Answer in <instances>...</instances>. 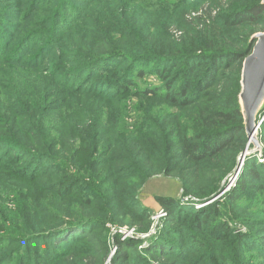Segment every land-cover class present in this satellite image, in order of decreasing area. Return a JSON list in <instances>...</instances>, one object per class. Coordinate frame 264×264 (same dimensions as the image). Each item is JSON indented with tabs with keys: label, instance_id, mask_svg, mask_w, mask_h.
<instances>
[{
	"label": "trees",
	"instance_id": "obj_1",
	"mask_svg": "<svg viewBox=\"0 0 264 264\" xmlns=\"http://www.w3.org/2000/svg\"><path fill=\"white\" fill-rule=\"evenodd\" d=\"M35 1L26 15H18L15 28L7 31L6 21L0 22V73L41 77L42 89L50 88L42 103L50 100L52 88L56 96L73 93L110 109L92 110L75 99L59 117L63 130L52 136L43 109L15 96L11 81L0 78V264H85V250L75 249L89 239L98 241L107 223L125 225L119 213L148 234V208L140 205L139 188L157 175L175 178L182 193L197 201L182 207L157 196L175 224L120 242L111 264H151L160 258L164 264H264V162L254 154L246 157L233 187L223 192L227 184H221L248 143L238 95L242 63L254 45L250 38L264 30L262 0H225L224 10L200 29L182 19L175 24L182 32L177 40L164 30L170 25L154 23L159 11H193L218 0H115L101 5L103 13L91 20L115 26L114 37L105 30H83L87 37L74 44L80 53L73 57L86 53L80 57L84 65L69 68L55 62L70 27H59L62 14L48 33L18 35V19L27 20ZM132 2L139 6L136 21L129 14ZM150 28L162 30L163 37L144 36ZM116 44L125 52H107ZM135 50L141 54L133 55ZM112 60L116 77L107 80L100 73ZM91 69L99 72L89 80ZM132 98L139 103L129 128ZM261 129L264 143V121ZM61 144L73 152L57 150ZM10 196L12 212L5 205ZM250 210L259 219L247 217ZM182 217L191 221L179 228L178 222L186 224ZM226 220L245 224L247 231L233 230ZM224 243L229 246L222 248ZM107 249L105 244L90 251L97 264H103Z\"/></svg>",
	"mask_w": 264,
	"mask_h": 264
},
{
	"label": "rangeland",
	"instance_id": "obj_2",
	"mask_svg": "<svg viewBox=\"0 0 264 264\" xmlns=\"http://www.w3.org/2000/svg\"><path fill=\"white\" fill-rule=\"evenodd\" d=\"M115 0H36L33 2V8L30 10V15L28 16L27 20H21L18 19V26H19V34H24L31 31H43L44 32H50L53 28L54 24V18L58 14H62V18H60L59 27L62 29L69 27L66 31L65 36L61 38L60 41V50L59 52H63L61 59L55 62L60 67H73V66H79L84 65V61L80 57L82 55L86 54L83 53L79 57H73L74 53H80L75 47L74 44L78 41L82 42L84 39H86L87 35L83 32V30L94 28V30H105V35L108 36L112 34L113 32L117 31L115 26L107 28V21L101 24H92L91 20L92 17H97L99 19L100 15L99 13L102 12L100 10V6H105L106 4L113 2ZM142 1L143 0H139ZM39 2V3H37ZM41 2V3H40ZM29 3H32V0H0V22L6 21L7 31L10 30V27H16L17 25V17L22 12L26 15L27 6ZM140 4V3H139ZM132 11H129L131 19H134L135 21L138 19V16L140 15L139 6L137 2H132ZM17 7V8H16ZM226 7V1L225 0H218L215 1V3H207L205 5L199 6L196 8V10L188 11H178L176 13H166L164 11H159L157 15H155L154 23H164L166 25H170L168 29H164L167 34H170L173 39L177 40L182 32L180 31V28H177L175 24L182 21V19L187 22L190 26H192L195 29H200L202 27V23L206 21L207 25L212 23L214 20V17L217 16V14ZM19 8V9H18ZM103 13V12H102ZM66 20V21H63ZM110 20V19H109ZM95 21V20H94ZM15 23V24H14ZM58 24L56 27H58ZM140 28H144L143 26H140ZM140 28L138 30H133L136 35H138V32H140ZM145 29V28H144ZM108 30V31H106ZM263 32L261 29H257V33ZM256 33V34H257ZM155 36L158 38L163 37V31L158 28H150V30H147L144 32V36ZM255 35V34H254ZM116 36V35H115ZM143 36V37H144ZM15 38L16 35H13ZM99 37L104 38V34L99 35ZM114 37V36H113ZM139 37V36H138ZM15 40V39H14ZM8 43V42H7ZM6 44V41L4 42ZM113 50L107 51V52H125V51H119L121 49L120 44H116L115 47L112 46ZM118 50V51H117ZM64 54H70L69 57L64 56ZM133 55H139L141 54L140 51L135 50ZM116 60L107 61L106 71H102L104 73V77L107 80H112L116 77V71L111 68V65ZM98 70H92L89 72V80H92L95 75L97 76ZM43 76H47L44 71L41 69L39 72ZM151 76L149 78H152L154 75L149 72ZM153 75V76H152ZM6 78L11 81V90L12 93L16 94L15 96L21 97L26 101V103H32L39 105L37 107L38 110H42L44 112L43 121L48 125V131L49 134L52 136H55V134L58 133V131L63 130V123L58 124L59 117H61L62 113L65 112L68 109L69 103L71 105L76 104L77 102H83L85 104L90 105V109L95 110L96 108H99L97 110H108L110 107H108L103 102H96L91 101L89 99H84L82 97H77L75 94L70 93L67 95H60L56 96L54 95L55 92L52 90V96L49 101H44L42 103V100L47 97L49 94L50 88L45 90L42 89V84L44 83L41 80V77L37 76L36 74L31 79H28L26 75L17 72V71H5L0 73V78ZM156 77L154 76L153 81L156 80ZM150 80V79H148ZM152 82V79L150 80ZM156 83V81H154ZM89 98V97H88ZM137 98H132V101L129 102L128 105V113H130V116L128 119H126L127 124L129 128L132 127V124L134 123V117L137 115L135 106L139 103L136 102ZM96 103V104H95ZM239 104V102H238ZM156 106H159L156 104ZM240 108V106H239ZM29 111V109L27 108ZM139 114V112H138ZM243 120V117H242ZM264 121V100L261 104V108L258 111L256 115V122ZM261 122V123H262ZM261 124L259 125L257 132L255 134V140L256 144H254L252 141L250 142L248 140V143L246 145L245 150H247L249 153L252 151L253 154L257 156V161L259 163L264 162V159L261 158L260 153L263 154L264 150V143L261 141L260 135H261ZM248 139V138H247ZM57 150H63L67 153L73 152L72 149H69L66 146H63L62 144L59 146H55ZM74 149V148H73ZM250 156V155H248ZM246 156V157H248ZM80 157V156H79ZM240 157V156H239ZM238 157V158H239ZM245 157V158H246ZM237 158V160H238ZM245 159H243L242 162H244ZM235 169V168H234ZM233 169V170H234ZM241 167H239V170ZM233 170L230 172L232 173ZM72 173L75 172V170L71 171ZM228 174L221 184H227L224 191H228L231 187H233V184L235 182V179L237 175L234 176L231 174ZM234 181V182H233ZM233 182V183H232ZM144 183V182H143ZM139 201L141 202V206L148 208V215H149V232L148 234H141L139 233L138 226L135 224L130 223L128 215L119 213L117 215L118 218L125 217L124 223L125 225L118 226L113 225L111 223H107L105 227L107 228V231L105 233H101L98 241L94 239L95 241H91L90 239L86 241L83 245H80L77 249H83L85 250L83 255L87 256V259L83 260L85 264H97L98 257L93 256L90 252L93 250V248H98L100 245H105L108 247L107 250L104 251V256L106 255L105 259H102L101 263L103 264H111L112 259L116 255L117 251H119L121 248L119 246V243H130L131 241H136L138 239H143L148 235L155 234L157 232L158 228H162L164 226L172 227L175 223L171 221V218L167 216L168 210L165 209L158 201L155 200L157 196H164V197H170L174 199L176 202L179 203V205L183 207V205L189 204L190 202H196L197 199L193 195H184L181 190V186L178 180L172 177H165L162 175L152 176L150 177L146 183L141 184V187L139 188ZM15 199H12V196L9 197V201H5V205L7 204L6 208H8L9 212H12L15 210L14 203ZM212 202V201H211ZM209 202V203H211ZM77 206H80L78 201H76ZM203 205L199 206L195 204V208H200ZM247 217H252L254 219H259V214H255L253 210H250ZM182 219H186V217H182ZM191 221V218L186 219V224L182 225L178 222L179 228L186 227ZM227 223H229L230 227L233 228V230H238L242 233L247 231V226L241 222L237 221H231L226 220ZM165 228V227H164ZM237 231V232H238ZM117 240H115L114 238ZM206 244L210 246V244L206 241ZM227 243L222 244L226 245ZM220 244L217 245L219 248ZM229 246V244H227ZM29 251V250H28ZM33 249H30V253H33ZM82 255V256H83ZM72 256V255H71ZM133 256V255H132ZM135 256V255H134ZM230 257V256H229ZM232 259V257H230ZM165 260L160 258L153 261L151 264H164ZM217 263V262H215Z\"/></svg>",
	"mask_w": 264,
	"mask_h": 264
},
{
	"label": "water",
	"instance_id": "obj_3",
	"mask_svg": "<svg viewBox=\"0 0 264 264\" xmlns=\"http://www.w3.org/2000/svg\"><path fill=\"white\" fill-rule=\"evenodd\" d=\"M264 4V0L261 2ZM250 40L254 41V45L250 54L243 60L241 77H240V92L238 102L240 113L243 117V125L246 137L248 140L256 144L255 134L260 122H256V115L261 108L264 100V30L263 32L253 35ZM254 151V150H253ZM252 153L244 150L237 160V165L231 176L237 175L239 167L242 165L243 159Z\"/></svg>",
	"mask_w": 264,
	"mask_h": 264
},
{
	"label": "bare ground",
	"instance_id": "obj_4",
	"mask_svg": "<svg viewBox=\"0 0 264 264\" xmlns=\"http://www.w3.org/2000/svg\"><path fill=\"white\" fill-rule=\"evenodd\" d=\"M206 206V205H205ZM197 209H199V208H197Z\"/></svg>",
	"mask_w": 264,
	"mask_h": 264
},
{
	"label": "built area",
	"instance_id": "obj_5",
	"mask_svg": "<svg viewBox=\"0 0 264 264\" xmlns=\"http://www.w3.org/2000/svg\"><path fill=\"white\" fill-rule=\"evenodd\" d=\"M261 122H262V121H261ZM233 182H234V181H233ZM233 182H232V183H233Z\"/></svg>",
	"mask_w": 264,
	"mask_h": 264
}]
</instances>
